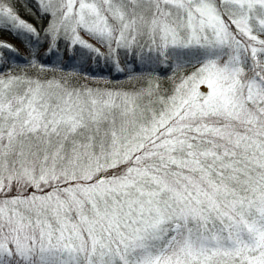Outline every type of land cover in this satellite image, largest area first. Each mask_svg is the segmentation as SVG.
I'll return each instance as SVG.
<instances>
[{
	"label": "snow or ice",
	"instance_id": "obj_1",
	"mask_svg": "<svg viewBox=\"0 0 264 264\" xmlns=\"http://www.w3.org/2000/svg\"><path fill=\"white\" fill-rule=\"evenodd\" d=\"M5 34L0 264H264V0H0Z\"/></svg>",
	"mask_w": 264,
	"mask_h": 264
},
{
	"label": "trees",
	"instance_id": "obj_2",
	"mask_svg": "<svg viewBox=\"0 0 264 264\" xmlns=\"http://www.w3.org/2000/svg\"><path fill=\"white\" fill-rule=\"evenodd\" d=\"M0 39H3V40H5V41H7L9 43L15 44L20 49L21 53L26 54V49L24 48V45L21 44L18 40L14 39L11 35L5 34L3 36H0ZM41 52H43V49H41ZM65 60H67V57H65ZM88 71H89L88 66H85V72H88ZM101 74L109 75V73H107V72H103ZM110 75H111L112 79H119V80H123L124 79V76L122 74L111 73Z\"/></svg>",
	"mask_w": 264,
	"mask_h": 264
}]
</instances>
